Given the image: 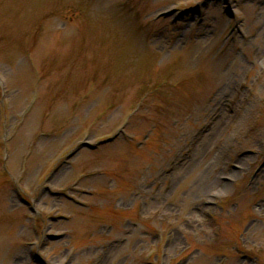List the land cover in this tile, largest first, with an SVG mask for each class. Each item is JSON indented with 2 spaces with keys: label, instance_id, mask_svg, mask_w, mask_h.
Listing matches in <instances>:
<instances>
[{
  "label": "rangeland",
  "instance_id": "1",
  "mask_svg": "<svg viewBox=\"0 0 264 264\" xmlns=\"http://www.w3.org/2000/svg\"><path fill=\"white\" fill-rule=\"evenodd\" d=\"M0 264H264V0H0Z\"/></svg>",
  "mask_w": 264,
  "mask_h": 264
},
{
  "label": "water",
  "instance_id": "2",
  "mask_svg": "<svg viewBox=\"0 0 264 264\" xmlns=\"http://www.w3.org/2000/svg\"><path fill=\"white\" fill-rule=\"evenodd\" d=\"M170 12H165V13H163L164 15H167V14H169Z\"/></svg>",
  "mask_w": 264,
  "mask_h": 264
}]
</instances>
